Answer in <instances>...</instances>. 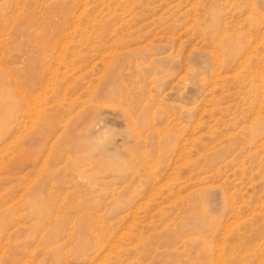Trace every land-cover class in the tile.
<instances>
[{
	"label": "rangeland",
	"instance_id": "rangeland-1",
	"mask_svg": "<svg viewBox=\"0 0 264 264\" xmlns=\"http://www.w3.org/2000/svg\"><path fill=\"white\" fill-rule=\"evenodd\" d=\"M0 264H264V0H0Z\"/></svg>",
	"mask_w": 264,
	"mask_h": 264
},
{
	"label": "bare ground",
	"instance_id": "bare-ground-1",
	"mask_svg": "<svg viewBox=\"0 0 264 264\" xmlns=\"http://www.w3.org/2000/svg\"><path fill=\"white\" fill-rule=\"evenodd\" d=\"M232 50L235 52V53H237L236 51L238 50V46L237 47H232Z\"/></svg>",
	"mask_w": 264,
	"mask_h": 264
}]
</instances>
